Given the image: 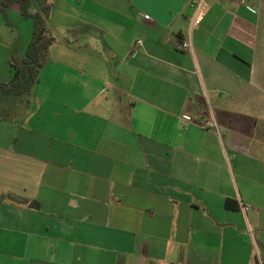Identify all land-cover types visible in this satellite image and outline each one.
Here are the masks:
<instances>
[{
  "label": "crops",
  "instance_id": "0c3cea01",
  "mask_svg": "<svg viewBox=\"0 0 264 264\" xmlns=\"http://www.w3.org/2000/svg\"><path fill=\"white\" fill-rule=\"evenodd\" d=\"M2 2L10 84L33 20ZM46 4L49 61L0 107L26 98L0 114V264H264V0Z\"/></svg>",
  "mask_w": 264,
  "mask_h": 264
},
{
  "label": "trees",
  "instance_id": "16d2710c",
  "mask_svg": "<svg viewBox=\"0 0 264 264\" xmlns=\"http://www.w3.org/2000/svg\"><path fill=\"white\" fill-rule=\"evenodd\" d=\"M18 1L21 3L22 17L33 20V31L26 47L24 57H15L11 61L12 80L10 84H0L3 93L13 95L30 94L38 82L41 69L49 61V47L54 43L52 37L44 33L45 18L50 12L46 0L41 2L39 10L34 9L35 0H3L4 7ZM10 201L18 202V198L9 196ZM4 199L0 198V202Z\"/></svg>",
  "mask_w": 264,
  "mask_h": 264
},
{
  "label": "rangeland",
  "instance_id": "374dc122",
  "mask_svg": "<svg viewBox=\"0 0 264 264\" xmlns=\"http://www.w3.org/2000/svg\"><path fill=\"white\" fill-rule=\"evenodd\" d=\"M35 5L37 6H39V4H37V2L35 3ZM58 19V18H57ZM17 22H18V24H22V30H23V27H25L24 28V30H23V34H25L24 33V31H26V29L29 31V33H30V31H31V27H30V24H31V22H32V19L30 20V19H25V18H23V19H19V20H17ZM7 24H15V20H14V18H11V16H9L8 17V21H7ZM16 25V24H15ZM191 42V41H190ZM191 48H192V45H191ZM57 59H59V60H61V58L60 57H58ZM5 75L7 76V74L3 71V69H2V67L0 66V78L1 79H3L4 77H5ZM24 98V97H23ZM22 97H20V99H19V101L16 103V104H14L13 106H11L9 109H7L8 111H6V112H2V113H0L1 115H2V118L3 119H10V117L11 118H13V117H15V115H20L21 114V112L23 111V109H24V105H25V99L26 98H24L23 99ZM23 99V100H22ZM6 103H8L7 102V97H6V95L4 94V93H0V107H2V106H4Z\"/></svg>",
  "mask_w": 264,
  "mask_h": 264
},
{
  "label": "built area",
  "instance_id": "2783aa9c",
  "mask_svg": "<svg viewBox=\"0 0 264 264\" xmlns=\"http://www.w3.org/2000/svg\"><path fill=\"white\" fill-rule=\"evenodd\" d=\"M194 8H195V13H194L191 25L192 26H198L201 24L203 17H204V14H203L202 7H201L200 3H198ZM137 43L141 44V41H138ZM179 47L183 50H189L190 51L191 50L190 40L188 38L185 40H180ZM203 126L205 129L212 130V131L216 132L218 135L221 134V131L218 127V124L212 116L207 118L204 121Z\"/></svg>",
  "mask_w": 264,
  "mask_h": 264
}]
</instances>
